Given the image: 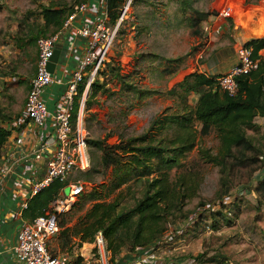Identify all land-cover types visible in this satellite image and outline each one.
I'll use <instances>...</instances> for the list:
<instances>
[{
    "label": "rangeland",
    "instance_id": "1",
    "mask_svg": "<svg viewBox=\"0 0 264 264\" xmlns=\"http://www.w3.org/2000/svg\"><path fill=\"white\" fill-rule=\"evenodd\" d=\"M138 1L133 8L129 5L125 23L119 28L110 50L105 66L107 78H103L106 93H99L92 100L90 109L84 112L83 107L80 113L88 133L87 142L104 140L107 145H114L119 139L126 140L147 132L150 122L157 116L181 114L179 99L168 97L167 91L190 73H204L206 64L216 58L214 55L218 52H227L218 59L229 64L228 50L233 52L249 41L239 42L236 37L238 27L246 18V11L250 15L259 12L264 14V0H193V9L212 13L208 19L210 22L204 21L196 27V34L188 27L187 19L195 17L191 9L183 14L178 10L175 0ZM128 2L129 0H125L124 6ZM0 3V119L5 124L14 120V116L22 109L28 91L27 82L35 74L37 46L36 43L31 44L30 39L40 31L43 23L42 9L59 8L65 4L76 7L83 2L1 0ZM229 8H238L239 11L235 15L230 13ZM213 21H218L217 26L213 27ZM208 23H211L209 25L212 29L220 26L219 32L205 34L204 27ZM132 26H135V30ZM261 54L264 56V52ZM168 60L175 62L168 63ZM209 63L217 65V61ZM118 66V72L124 76L126 85L134 86L140 91H150L151 94L137 100L133 93L125 91L126 88L122 90L121 84L110 73L111 68ZM196 99V96L187 97L188 106L192 107ZM255 123L259 127L247 131V134L257 141L263 157L258 163V169H237L225 178L230 190L221 211L228 222L219 221L217 228L211 227V213L221 208L216 201L222 191V176L218 167L198 159L197 152L198 148H203L215 155L219 140L214 133L204 137L197 136L196 148L185 161L196 165L200 185L198 196L187 202L185 211H199L200 203H204L208 205L203 213L205 221L200 226L184 220L173 224L171 229L175 236H165L152 245L159 260L178 261L181 264H264V192L259 189L264 179V126L259 118L255 119ZM194 128L198 130L199 125L195 124ZM151 135L158 139L164 135L171 137L173 132H167L166 129L161 132L152 130ZM88 154V171H101L100 152L88 144ZM110 177L111 169L105 174H92L89 182L85 181L81 173L75 172L69 176L68 182L81 181L89 184L90 190L94 186L100 189L101 185L108 183ZM139 185L137 182L132 186L131 193H134V197L140 194ZM67 192L66 190L65 193ZM113 197L114 195L105 201ZM124 204L131 206L133 200L128 196ZM90 205V202H86L81 208H75L62 221L66 226H73ZM54 247L55 238L51 240L49 250ZM75 248L74 256L82 252L94 262L91 256L94 254L92 243H84L80 248ZM58 257L66 258L67 254L60 253ZM109 264H112V260H109Z\"/></svg>",
    "mask_w": 264,
    "mask_h": 264
},
{
    "label": "trees",
    "instance_id": "2",
    "mask_svg": "<svg viewBox=\"0 0 264 264\" xmlns=\"http://www.w3.org/2000/svg\"><path fill=\"white\" fill-rule=\"evenodd\" d=\"M84 1L87 0H82L83 3ZM175 1L178 10L183 14L187 9L193 11L195 17L187 19L188 27L193 31L212 15L193 9V0ZM138 2L132 0L130 7H135ZM124 5L125 0H106L108 24L111 27L118 22ZM76 7L66 4L59 8L44 7L41 11L42 26L37 35L30 39V43H36L37 46L39 39L58 31ZM195 33L198 34V31ZM245 47L252 50V58L258 60V67L255 71L236 78L238 91L235 96L230 97L221 92L216 77L193 72L166 93L168 97L179 99L182 105L181 114L157 116L150 122L147 132L126 140L119 139L114 145H107L104 140L88 141L92 148L100 152L101 171L90 170L81 175L89 182L92 174H105L111 169V177L100 189L94 186L89 192L80 195L71 211L60 217V231L55 237V247L49 250L52 256L62 253L67 254L66 258H73L75 247L93 243L96 234L101 233L110 252V259L115 262L121 259V255L130 256L139 249L159 242L168 233L173 235L175 232L171 226L177 221L184 220L200 226L205 221L203 213L208 205L200 203L199 211H185L187 202L198 196L200 185L196 165L185 160L196 148L197 136L204 137L211 133L219 140L217 153L213 155L203 148H198L197 152L198 159L218 167L222 176V191L216 201L221 208L211 213V227L217 228V223L221 220L228 222L221 211L223 201L228 197L230 190L225 178L237 169H258V163L263 157V151L257 141L249 136L247 131L259 127L255 123L256 118L261 119L264 126V56L261 54L264 50V38L248 41ZM167 62L172 63L175 60ZM105 66L97 72L89 86L84 101V112L90 109L92 100L99 93H106V84L103 82L107 78ZM119 69V66L113 67L110 73L121 84L122 90L126 88L125 91L128 94L133 93L137 100L151 94L150 91H140L134 86L126 85L124 76L118 72ZM88 76L86 75L78 86L72 112L74 122L79 113V102L85 91ZM190 95L197 97L192 107L187 104V97ZM3 122L4 120L0 119V161L3 157L2 150L10 135L6 128L8 123ZM195 124L199 125L198 130L194 128ZM164 129L167 132L172 131L173 136L164 135L158 139L152 137V130L161 132ZM172 173L174 175H171ZM137 182L140 183V194L134 197L131 191ZM66 185L67 182L56 180L36 195L24 211V219L33 221L45 215ZM259 189L264 192V179ZM113 195L111 200L105 201ZM128 196L133 200L131 206L124 204ZM86 202L91 203L89 209L77 218L73 226H66L62 219ZM74 258L75 264H79L81 258ZM116 258L118 260H115Z\"/></svg>",
    "mask_w": 264,
    "mask_h": 264
},
{
    "label": "built area",
    "instance_id": "3",
    "mask_svg": "<svg viewBox=\"0 0 264 264\" xmlns=\"http://www.w3.org/2000/svg\"><path fill=\"white\" fill-rule=\"evenodd\" d=\"M130 2L123 7L116 25L111 27L108 24L106 0H87L75 8L58 31L37 41L35 74L28 83L22 113L6 126L10 135L0 161V229L11 224L14 232L13 243L0 237V256L3 257L0 264H75L74 257L78 256L81 258L79 264L111 262L110 252L101 233L96 234L92 243L94 254L91 256L94 262L82 252L73 258L52 256L49 244L59 234L60 217L71 211L80 195L90 191L87 183L68 182L73 173H83L90 169L88 133L80 113L89 86L97 72L108 62L114 39L126 18ZM219 30L220 27L212 29L209 24L204 27L208 35L218 33ZM66 31L82 40L83 44L79 46L82 52L77 53L75 48L78 46L74 44L76 40H73L71 48L66 49L63 57L75 59L77 65L68 71L60 66L58 69L64 78L59 80L56 76L58 61L53 73L48 71V65L58 48L60 37ZM257 67L258 60H253L252 50L243 44L237 47L235 64L226 72L213 77H216L219 90L233 97L238 91L236 78L255 71ZM86 75H89L86 88L74 122L72 112L78 86ZM54 84H61L64 89L50 110L42 93ZM56 180L67 182V185L51 203L50 210L33 221L24 219L23 213L29 202ZM166 236L173 238L175 233ZM154 252V247L150 245L130 256L121 255V259L112 264H181L178 261H161Z\"/></svg>",
    "mask_w": 264,
    "mask_h": 264
},
{
    "label": "crops",
    "instance_id": "4",
    "mask_svg": "<svg viewBox=\"0 0 264 264\" xmlns=\"http://www.w3.org/2000/svg\"><path fill=\"white\" fill-rule=\"evenodd\" d=\"M91 1H94V0H91ZM229 9H230V13L235 14V15L239 11L238 8H233V9L229 8ZM248 12L249 11H246V15H245L246 18L242 20L240 26L237 25V26H239L238 27L239 30H238L236 37H237V40L239 42H243L245 40L251 41L254 39H258V38H264V14H261L259 12L256 15H253V14L250 15V13H248ZM208 21L210 22V20H208ZM216 23H218V21H215V22L213 21V23H212V24H214L213 27L217 26ZM208 24H211V23H208ZM218 27H220V26H218ZM132 29L135 30V26H132ZM73 40H76L74 42V44H76V46H78V47H76L75 50L77 51L78 54H80L82 52V50H80L79 46H81L83 44L82 40L71 36V33L69 31H66V33L60 37V40H59L57 47L60 50L61 54H60V58H58V63H57V67H56L57 68L56 76L59 80H62V78H64V74H62L60 72V70L58 69L60 66H62V68L64 70L68 71V70L75 68L77 65V61L75 59H72L70 57H68V59H67V58L63 57V55L66 53V49L71 48V42ZM228 49H230V48H227V50ZM236 51H237V49H234L233 52L228 50V54H229V58H230L229 64H224V61L221 62L218 59V57L220 55H222L224 53L227 54V52L221 51V52L216 53L214 55V56H216V58H214V59L212 58L209 62L217 61V65L212 66L208 62V64H206V66H205L204 74H206L207 76H216V75H219V74L226 72L231 66H233L235 64ZM262 52H264V50ZM28 83L29 82H27V88L29 89ZM63 89H64L63 85L54 84V85L48 87L42 93V97H43L44 101L46 102V104L50 110H52L54 108L55 102L60 97V95L63 93ZM24 103H25V101H24ZM22 111H23V107L19 111V113H17L14 116V118L16 119L22 113ZM0 237H2L8 243L14 242V232H13V228H12L11 224L6 225L0 229ZM2 260H3V257L0 256V263Z\"/></svg>",
    "mask_w": 264,
    "mask_h": 264
},
{
    "label": "water",
    "instance_id": "5",
    "mask_svg": "<svg viewBox=\"0 0 264 264\" xmlns=\"http://www.w3.org/2000/svg\"><path fill=\"white\" fill-rule=\"evenodd\" d=\"M59 55H60V50L57 48V49H55V51H54V53H53V56H52V58H51V60H50V63H49V65H48V71H49L50 73H53L54 68H55V66H56V63H57V61H58Z\"/></svg>",
    "mask_w": 264,
    "mask_h": 264
}]
</instances>
